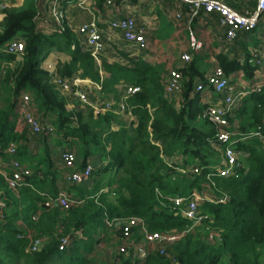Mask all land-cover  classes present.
<instances>
[{"label":"trees","instance_id":"16d2710c","mask_svg":"<svg viewBox=\"0 0 264 264\" xmlns=\"http://www.w3.org/2000/svg\"><path fill=\"white\" fill-rule=\"evenodd\" d=\"M116 1L108 5L106 0H93L92 10L105 12ZM48 2L22 0L19 6L7 8L0 22V161L5 159L0 162V200L5 204L0 215V264H98L89 254L101 235L115 231L120 246L115 222L130 218L142 219L149 232H188L168 248L166 256L151 252L139 260L117 251V264H264V141L252 137L237 142L236 149L247 154L240 159L243 167L234 176L208 180L221 154L214 146L216 126L205 115L208 105L203 93L196 91L198 84H207L211 73L202 49L189 52L191 60L179 69L181 90L168 95L164 65L150 64L127 51L109 62L103 57L107 50L98 63L67 20L62 22L63 31L48 24L56 29L47 32L41 6ZM68 2L61 0L62 10ZM156 34L169 37L171 24L164 23ZM13 39L24 43L22 52L8 51ZM53 51L70 57L57 64L55 74L101 83V97L113 102L110 109L95 113L77 100L69 108L70 99L42 67ZM245 54L244 65L224 55L216 59L226 74L243 70L251 78L255 68L247 50ZM126 84L140 91L124 99L121 88ZM24 92L32 94L36 115L58 136L54 147H49L46 134L32 135L26 126L16 129L17 105ZM122 100L125 112L120 113ZM234 120L235 138L255 132L264 137V89L241 100ZM11 143L17 146L14 159L29 171L15 190L6 182ZM32 144L41 152H31ZM64 149L75 151L77 170L92 165L89 181H65L67 170L57 167ZM192 167L200 173H182ZM59 180L64 181L63 190L58 188ZM193 191L212 201L200 205L209 219L191 229L172 200L189 198ZM61 192L73 201L69 209L47 204ZM211 233L214 240L209 239ZM64 238L69 244L61 249ZM38 240L39 248L32 250Z\"/></svg>","mask_w":264,"mask_h":264},{"label":"built area","instance_id":"2783aa9c","mask_svg":"<svg viewBox=\"0 0 264 264\" xmlns=\"http://www.w3.org/2000/svg\"><path fill=\"white\" fill-rule=\"evenodd\" d=\"M191 16L198 17L202 14L217 16L219 25L224 29L225 38L228 42L235 41L242 32L253 31L257 29L260 16H264V0H258L257 10L249 16H242L231 10L228 6L216 0H180ZM82 7L88 6L92 9L93 0H78ZM113 0H106L108 5H111ZM7 5L5 1L0 0V22L5 16ZM42 14V13H41ZM48 14L51 24H56L63 31L62 22L66 21V13L61 9V0H49ZM181 18L180 15L177 16ZM54 19V20H53ZM43 19H41L42 21ZM55 21V22H54ZM44 22V20H43ZM42 23V22H41ZM110 32L119 34L120 37L130 47L142 51L148 48L147 27L145 24H138L134 17H112L107 22ZM54 26V25H53ZM56 29L55 27L50 30ZM72 31L77 34L83 44L90 50L91 55L100 62L101 54L106 50L104 42V31L99 26L96 19L83 23ZM189 48L194 52H199L202 49V43L199 41L197 35L190 30L188 41ZM24 49V43L20 40L13 39L8 46L10 53H19ZM182 61L189 62L191 56L185 53L181 56ZM46 69L53 74L52 82L68 99H75L82 105H86L94 110L95 113L106 111L110 109L113 102L103 101L101 96L97 99H92L90 93L92 90L97 94L102 92V84L93 82L89 79L80 77L79 75L72 78H63L55 74L54 67L48 65ZM165 92L168 95H175L180 92L182 87V75L178 70H171L164 77ZM123 90V98L126 99L131 94L140 91V88L134 85L126 84L121 88ZM261 89L257 88L255 92ZM196 91L200 93L213 92L220 96V101L215 104L208 105L205 115L216 126V140L215 148L220 152V163L213 168L212 172L207 176L211 182L212 177L228 178L236 175V171L243 167L240 161L242 152L236 149V144L239 140L258 137L264 141V137L255 132L248 136H243L241 139L235 138L238 134V124L234 120L237 108L243 96L234 90L227 78L224 70L220 66L212 69L207 78V84H198ZM249 94V93H248ZM70 105V104H69ZM73 107V106H72ZM18 120L16 127L26 126L29 128L32 135L50 134L52 126L48 123H43L35 112V102L31 93L24 92L19 99L17 105ZM120 113L125 112V104L122 100L120 103ZM128 115H131L129 113ZM233 119V121H232ZM7 152L12 156L8 161L10 168V176L6 178V182L10 189L15 190L19 188L24 180V177L29 174V171L21 166V164L14 159L17 152V146L11 143ZM61 161L63 167L67 170L65 181L67 183L82 184L91 178L92 165L88 163L83 169H76V154L74 150L64 149L61 153ZM191 172L193 174L200 173L198 167H192L190 170H183L182 173ZM106 191V190H105ZM212 201V198L206 195L193 191L189 198L175 197L172 201L179 210V214L184 216L191 222V229L202 224L209 219L208 215L200 209L201 203L204 201ZM226 198L220 200L224 202ZM53 203L62 209H69L73 201L63 192L59 193L56 199H52L47 204ZM4 203L0 200V215L4 207ZM115 225L120 230L122 243L118 247V254L133 258L144 260L151 252H158L166 256L167 250L170 246L179 241L186 235L185 232H149L144 221L139 218H130L126 220H117ZM109 228L114 226L113 223H107ZM135 231L141 235V241L134 240ZM210 240H214V234L209 235ZM69 244V239L64 238L61 243V249H64ZM40 246V241H36L32 245V250H37Z\"/></svg>","mask_w":264,"mask_h":264},{"label":"crops","instance_id":"0c3cea01","mask_svg":"<svg viewBox=\"0 0 264 264\" xmlns=\"http://www.w3.org/2000/svg\"><path fill=\"white\" fill-rule=\"evenodd\" d=\"M69 1L65 6L69 27L76 29L83 23L89 22L93 18L96 19L104 31V42L107 51L103 57L109 62L118 58L119 55L116 50L120 52L127 51L133 52V55H141L150 64L164 65L165 76L171 70L179 71L180 68L187 64L182 61L181 56L191 52L188 45L191 30L202 43V55L205 56V62L209 65L207 72H211L214 67L220 66L216 59L218 55L227 56L229 60L235 59L241 65H244L247 59L245 50L249 52V63L255 68L253 77H246L243 70L229 75L225 73L234 90L243 94L241 100L257 88L264 89V16H260L258 27L252 33H241L235 41L228 42L225 38L224 29L219 25L216 15L202 14L198 17H193L180 0H117L115 5L105 10V12L93 11L88 9V6L82 7L79 5L78 0ZM216 1L222 2L242 16H249L255 13L258 2V0ZM21 3L22 0L17 6ZM41 8L42 19L44 20V25L42 26L49 32L51 22L48 16V4L42 5ZM178 15L181 16L180 19L177 18ZM123 16H132L138 24L146 25L148 40V48L146 50L138 51L127 45L119 34L110 32L107 25L108 20L112 17ZM164 23L171 24V34L167 38H159L156 33L163 28ZM69 59L68 55L54 51L43 62L42 67L46 69L50 65L56 71L59 62H66ZM120 60L123 61V59ZM90 96L92 99H97L101 95L92 90ZM100 99L106 101L103 97ZM220 99V96L211 91L202 94V100L207 105L215 104ZM72 106L73 104L70 103L69 108H73ZM16 129L21 130L22 126L16 127ZM63 147H65L64 144L62 145ZM29 150L31 152H41L39 148L36 149L35 144L30 145ZM241 152L242 155L245 154L247 156L245 152ZM0 162L5 163V159ZM57 167L60 171L64 169L62 163H58ZM63 184L64 181H58L57 185L60 190H63Z\"/></svg>","mask_w":264,"mask_h":264},{"label":"rangeland","instance_id":"374dc122","mask_svg":"<svg viewBox=\"0 0 264 264\" xmlns=\"http://www.w3.org/2000/svg\"><path fill=\"white\" fill-rule=\"evenodd\" d=\"M20 1L21 0H5V3L7 5V8H13V7H17V5ZM48 16H49V14H48ZM50 20H52V19H50ZM116 52L119 53L120 51L116 50ZM21 59H22V57L19 56V57H17L16 60L18 62ZM70 101H71V103L77 102V101H75V99H70ZM47 136H48L47 143L49 144V147L50 148L54 147V145L56 144V140L58 139V136L53 132ZM243 157H246V155L245 154L240 155V159ZM115 235L117 236V234H115V231L110 230V229H108L105 236L102 234L99 244L97 245V247H95V250L91 254H89V257L93 258L98 264H117L114 259H115V257L117 258V249L119 246L116 242V236ZM133 239L141 241V235L135 231V235L133 236Z\"/></svg>","mask_w":264,"mask_h":264}]
</instances>
